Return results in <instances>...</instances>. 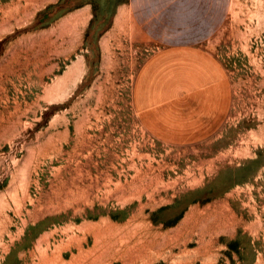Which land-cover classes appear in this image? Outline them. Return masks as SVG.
Instances as JSON below:
<instances>
[{
  "label": "rangeland",
  "instance_id": "rangeland-1",
  "mask_svg": "<svg viewBox=\"0 0 264 264\" xmlns=\"http://www.w3.org/2000/svg\"><path fill=\"white\" fill-rule=\"evenodd\" d=\"M0 264H264V0H0Z\"/></svg>",
  "mask_w": 264,
  "mask_h": 264
},
{
  "label": "crops",
  "instance_id": "crops-1",
  "mask_svg": "<svg viewBox=\"0 0 264 264\" xmlns=\"http://www.w3.org/2000/svg\"><path fill=\"white\" fill-rule=\"evenodd\" d=\"M133 1H136V0H132V2H133ZM136 16H140V12H139Z\"/></svg>",
  "mask_w": 264,
  "mask_h": 264
}]
</instances>
